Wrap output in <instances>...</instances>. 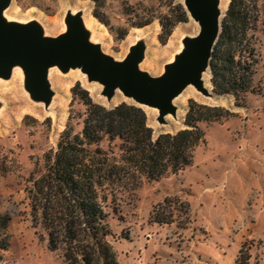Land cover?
<instances>
[{
	"label": "rangeland",
	"instance_id": "374dc122",
	"mask_svg": "<svg viewBox=\"0 0 264 264\" xmlns=\"http://www.w3.org/2000/svg\"><path fill=\"white\" fill-rule=\"evenodd\" d=\"M183 1L9 0L1 16L7 24L35 22L41 36L53 37L68 32V18L78 16L87 41L118 61L140 45L139 68L159 76L177 60L187 39L200 32L188 12L187 19L179 20ZM259 8L257 27L249 31L257 51L253 77L257 91L246 92L238 101L232 94L214 92L211 68L204 72L209 80H203L213 94L189 84L173 97L174 110L162 118L159 108L139 104L118 89L109 98L104 85L84 76L80 67L64 69L57 62L47 67L48 101L29 88L21 64H13L8 76L0 75V213L11 216L0 264H67L62 249H49L41 223L35 225L27 189L44 170L45 153L57 147L63 131L82 130L86 106L72 92L78 81L106 106L121 101L142 106L155 136L186 126L191 99L232 112L200 123L205 141L192 165L160 180L143 178L136 189L119 191L109 199L113 233L109 240L119 264H239L242 249L250 253L248 264H264V0H259ZM162 22L172 28L164 41ZM101 145L107 148L108 139ZM166 198L172 202L165 205ZM168 205L173 222L153 221V210Z\"/></svg>",
	"mask_w": 264,
	"mask_h": 264
},
{
	"label": "trees",
	"instance_id": "16d2710c",
	"mask_svg": "<svg viewBox=\"0 0 264 264\" xmlns=\"http://www.w3.org/2000/svg\"><path fill=\"white\" fill-rule=\"evenodd\" d=\"M179 6L183 13L179 20L187 19V10ZM259 18V0H230L211 58L216 94H232L238 101L246 92L257 91L253 82L257 51L249 31L257 27ZM162 25L164 41L172 28ZM72 92L86 106L83 127L77 132L65 129L57 147L45 153L44 170L27 189L33 220L47 231L49 249L63 250L67 264H119L109 240L113 235L109 199L119 191L136 189L143 178L160 180L192 165L198 146L205 141L200 123L218 121L232 112L191 99L186 126L155 136L142 106L127 101L106 106L95 101L79 81ZM105 138L107 148L101 145ZM168 202L172 199L166 198L165 205ZM185 205L187 210L189 204ZM166 207L153 210V221L173 222L172 206ZM10 220L9 214L0 213V249L8 246ZM241 253L238 263L248 264L250 253L243 249Z\"/></svg>",
	"mask_w": 264,
	"mask_h": 264
},
{
	"label": "water",
	"instance_id": "95a60500",
	"mask_svg": "<svg viewBox=\"0 0 264 264\" xmlns=\"http://www.w3.org/2000/svg\"><path fill=\"white\" fill-rule=\"evenodd\" d=\"M219 0H184L188 14L198 21L197 37L186 41L177 60L166 72L154 76L141 70L138 63L142 47L137 45L123 61L115 60L100 47L86 40L78 16L68 18L69 31L58 36H41L33 22L28 25L7 24L1 16L9 0H0V75L8 76L15 63L23 66L29 88L49 100L47 67L58 63L62 68L80 67L89 79L99 80L109 98L115 90L139 104L160 109V118L174 107L171 100L187 85L194 84L204 94H213L205 86L203 73L211 68L214 46L222 29Z\"/></svg>",
	"mask_w": 264,
	"mask_h": 264
},
{
	"label": "bare ground",
	"instance_id": "6f19581e",
	"mask_svg": "<svg viewBox=\"0 0 264 264\" xmlns=\"http://www.w3.org/2000/svg\"><path fill=\"white\" fill-rule=\"evenodd\" d=\"M218 7L221 9V15L220 17L222 16V12L226 9L227 7V0H219L218 2ZM195 20V19H194ZM195 22H198L195 20ZM199 24V23H198ZM86 73H84V76ZM203 78L208 81L209 80V77L207 76V73H203ZM142 105H145V104H142ZM145 106H149V105H145Z\"/></svg>",
	"mask_w": 264,
	"mask_h": 264
}]
</instances>
